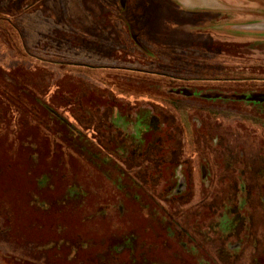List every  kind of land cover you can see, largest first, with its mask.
Listing matches in <instances>:
<instances>
[{
  "label": "rangeland",
  "instance_id": "obj_1",
  "mask_svg": "<svg viewBox=\"0 0 264 264\" xmlns=\"http://www.w3.org/2000/svg\"><path fill=\"white\" fill-rule=\"evenodd\" d=\"M192 1L0 0V264H264V40Z\"/></svg>",
  "mask_w": 264,
  "mask_h": 264
},
{
  "label": "crops",
  "instance_id": "obj_2",
  "mask_svg": "<svg viewBox=\"0 0 264 264\" xmlns=\"http://www.w3.org/2000/svg\"><path fill=\"white\" fill-rule=\"evenodd\" d=\"M241 1L247 5V8L241 7L244 12L242 14ZM192 2L191 0V5ZM189 9L211 10L217 13V27L215 24L208 26L207 34L211 36L219 34L221 38L240 42L264 39V0H216L214 6L194 4Z\"/></svg>",
  "mask_w": 264,
  "mask_h": 264
},
{
  "label": "flooded vegetation",
  "instance_id": "obj_3",
  "mask_svg": "<svg viewBox=\"0 0 264 264\" xmlns=\"http://www.w3.org/2000/svg\"><path fill=\"white\" fill-rule=\"evenodd\" d=\"M178 5V4H177ZM183 8V7H182ZM184 10L185 11H187L188 9H186V8H184ZM190 10V9H189ZM195 12H197V11H195ZM216 16H218V15H216ZM213 21H215V22H217V19L216 18H213V19H210V20H208V23L206 24V25H210V24H214L215 22H213ZM223 39V38H222ZM260 40H262V39H260ZM264 40V39H263ZM252 41H255V40H252ZM133 69V68H132ZM136 70V69H135ZM219 80H221V78H218ZM211 92V91H210ZM212 93V92H211ZM206 94V93H205ZM221 96V98L223 99V94H220ZM206 96H208V95H206ZM210 98H212L213 100H214V98H216L215 97V95H213L212 94V97L211 96H209ZM237 97V96H236ZM234 98H235V96H233V99H231V100H234ZM241 99L240 100H242V99H245V100H251L250 98H248L245 94L243 95V96H241L240 97ZM264 99V96H262L261 98H258V97H254V99L252 100V104H254V105H256V106H258V103L259 102H261L262 100ZM99 105V104H98ZM105 110V109H104ZM100 112L102 111V110H99Z\"/></svg>",
  "mask_w": 264,
  "mask_h": 264
},
{
  "label": "trees",
  "instance_id": "obj_4",
  "mask_svg": "<svg viewBox=\"0 0 264 264\" xmlns=\"http://www.w3.org/2000/svg\"><path fill=\"white\" fill-rule=\"evenodd\" d=\"M148 122V121H147ZM148 124V127H150V124H152V122H151V120H150V122H148L147 123ZM78 146V145H77ZM80 148V151H81V153L82 154H86V155H88V153L89 152H91V150H88V149H86L85 147H83V146H79ZM92 153V152H91ZM93 154V153H92Z\"/></svg>",
  "mask_w": 264,
  "mask_h": 264
}]
</instances>
